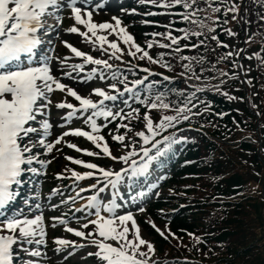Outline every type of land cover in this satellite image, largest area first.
<instances>
[{"label":"snow or ice","instance_id":"snow-or-ice-1","mask_svg":"<svg viewBox=\"0 0 264 264\" xmlns=\"http://www.w3.org/2000/svg\"><path fill=\"white\" fill-rule=\"evenodd\" d=\"M97 9L104 5L99 0H93ZM155 3L156 0H141V3ZM160 3L165 6H172L176 4H183L186 9H191L196 0H160ZM65 7L71 8L72 15L79 25H83L86 29L81 31L77 26H72L67 29L69 33H79L81 36L87 37L93 45L99 44L102 52L111 50V58L122 59L124 50L120 48L116 37L122 39L123 43L129 45L128 55L135 57L140 53V59H147L152 63H160V60L155 59L149 54L147 50L141 47L139 43L135 42L133 35L126 31V28L121 26V20L118 17H113L115 21L112 23H96L93 21V11L89 10L91 5L88 0H0V264H14V256L19 257L20 251L26 253L30 252L32 256L39 257L41 252L35 248L29 249L27 245L44 243L46 237V225L44 224V216L41 212L38 215L29 217L21 210H12L11 215H6L4 209L11 202H13L19 195V188L26 184L32 174H36L39 169L33 166L34 162L40 165L50 163L47 159H41V153H52L55 146L61 143V140L71 132L77 137H85L91 141L101 151H89L88 149L78 148L75 143L68 144L69 147L81 151L90 156L105 155L113 162H122L119 170L113 168H105L97 163L85 162L81 159H75L68 156L66 159L73 161L76 165H82L89 169V171L79 172L73 170L71 175L75 180H84L86 178L95 177V182L88 185V188L93 190V194L87 198L85 206L90 210L91 216L86 217L87 222L82 224L83 229H88L89 225H93L91 231L79 230L74 227H67L68 220L53 216L51 227L55 229L57 222L66 227V231L74 233L76 237L83 238L87 243L76 240H68L61 237H55L54 251H63L70 249L68 255H72L76 248H85L89 245L95 247L94 252L87 253V255L98 257L97 264H150L149 256L155 252L153 243L141 237L140 228L133 215V212L128 210L126 205L134 203V198L124 199L122 196L117 197V189L122 185L129 193L137 192L138 195L144 196L145 189L150 187L158 188V184L144 185L136 180L137 177L147 175L153 167V161H156L164 154V152L173 145L185 142L187 137L181 135L177 137L173 134L163 135L168 128H173L180 122H188L190 117L201 115L200 111H192L196 105L189 99L184 103H179V106H174L171 102H166L165 93L158 91L155 98H152L151 85H149V95L146 97L137 96L134 89L138 85H142V79H135L131 84H127V77L123 81H119L116 73H112V82L108 85L109 88L114 89L115 92L110 94L105 89L94 87L90 89L89 94H81L73 87H69L62 83L56 75L53 74L51 66L52 58L49 57L42 45L49 41L48 33L55 30V25L48 21L52 19L57 23L63 22L61 15ZM213 12H218L219 8L209 4ZM125 9L121 8V11ZM230 11L238 13L240 9L235 5L231 6ZM135 12L136 9H132ZM197 11L182 15V19L190 23H194L198 28H207L209 32H214L215 28L212 25H207L204 21L197 18L192 20V16L196 15ZM234 15L232 19H236ZM214 19H218L215 17ZM227 22V21H226ZM98 31H106L109 35L115 34L113 39L109 40L106 35L99 34ZM187 36L188 30H182ZM91 33V35H89ZM229 34L231 30H229ZM153 35H157L153 33ZM163 35V34H160ZM197 37L203 35L202 31H195L192 33ZM169 38H172V33H167ZM95 37L96 39H92ZM212 39L218 40V37L213 36ZM251 37H249V40ZM179 40V37L173 39V43ZM67 47L78 58H83L81 63H74L71 65L72 69L83 71L84 66L91 64V73L87 79L92 78V74L99 73L100 79H106L105 70L111 72L114 67L109 63L108 59L95 58L92 55L81 51L74 47L67 41H64ZM203 43V41H200ZM108 45V48H105ZM227 47V45H223ZM153 43L147 42V48H152ZM188 47V45H185ZM191 47H197L196 44ZM40 48L44 53L40 56L42 63L34 66V57L38 55L37 49ZM135 49L133 51L132 49ZM179 46L176 52H179ZM120 53L121 55H118ZM233 55V53H229ZM22 56L27 57V63H22ZM60 63L56 65V72L64 76H69L70 73L63 71L66 65L67 58L61 59ZM181 59H189L181 57ZM194 59V58H193ZM223 59V57L221 58ZM102 66V67H99ZM165 67H171L170 64L165 63ZM185 69L193 70L192 65H182ZM148 71L147 68L144 69ZM201 72L204 69L201 67ZM226 75V73H221ZM235 76V74H233ZM201 77L195 76L199 80ZM83 79V78H82ZM165 80H170V77H165ZM119 83H125L124 94L127 99L122 100V103L129 106V101L135 100L139 104H143L147 109H164L171 110L172 114H162L154 122L148 111L143 114L144 130L135 131L133 136L128 137L126 142V135L114 133L112 140L122 145L121 155H113L110 147L103 135H100V129L106 124H98L96 117H104L105 121L111 117L116 120L118 117L127 119L123 114V109L114 111L113 108L107 107L104 104L105 100L115 102L119 99L121 89L118 87ZM224 83L223 80L220 82ZM67 91L76 101L78 105L64 101L55 105L58 109H67L65 114L66 120H72L78 113L86 115L85 124L90 125L91 130H84L81 127L69 128L68 131L63 132L59 136H53V123L50 121L52 100L51 95L55 90ZM218 90V89H217ZM91 93H95L99 100H94ZM130 94V95H129ZM183 93L181 92V95ZM192 95L191 93L189 94ZM229 99H233L228 93H224ZM194 98V97H193ZM204 111H209L208 105L204 102H199ZM191 105V107L189 106ZM90 113V114H88ZM136 114V118H140V108L131 109L128 116ZM223 115V113H219ZM124 127L129 132L132 129L129 124L121 123L117 128ZM139 137V141L134 139ZM159 137V139H157ZM140 144V147H137ZM61 174L57 173L59 177ZM135 184V188L133 185ZM111 188V195L101 198L100 193L106 192ZM57 191V189H53ZM81 192L85 188L80 189ZM159 195L158 192L154 193ZM79 195V194H77ZM73 198L68 197L71 201ZM62 204L64 200L60 201ZM32 203L29 197H25L23 204L29 206ZM40 205L36 204V208L40 209ZM53 208L57 205L53 204ZM81 209L77 208L79 212ZM140 212L145 211L143 207H137ZM31 211V207H28ZM122 211L123 214H120ZM163 212V209H161ZM79 220V218L77 217ZM129 222L131 228L134 229L133 236L129 238ZM154 228L156 225L149 221ZM164 236V232L156 229ZM175 236V234H172ZM39 236L42 239H36ZM199 239V238H196ZM109 241H114L111 243ZM141 246H146L147 251L141 250ZM32 264H39L38 261H33Z\"/></svg>","mask_w":264,"mask_h":264},{"label":"rangeland","instance_id":"rangeland-1","mask_svg":"<svg viewBox=\"0 0 264 264\" xmlns=\"http://www.w3.org/2000/svg\"><path fill=\"white\" fill-rule=\"evenodd\" d=\"M203 1L207 6L211 4L215 7H218L219 11L212 12L210 14L208 12L201 16H197V18L204 21L207 25L214 26L215 31L211 33L205 27L208 31L207 33H210V37H218V34H220L221 32V34L228 40L227 47H224V44L218 43L215 39L214 42H210L208 39H206L208 43L202 45V47H206V49L202 50L204 52L199 53L196 50V52L193 54V56H195L196 58V61H198V63L204 69V76L199 80L192 78L193 81H184L191 83L195 86V88L208 87L213 92L217 91L219 93H228L233 97L232 100L237 106L241 105V102L237 99V93H239V91L241 90L244 94L248 95L250 99L248 100V102L250 101V103L254 107L257 106V108H260L261 106V108H264V102L261 103V99H259V96H257V92L260 95L262 93V90L264 93V89H262L259 84L252 82V80L249 79V74L252 73L253 59L254 61L257 60L259 63L263 60L259 48L255 43L249 40V37H251L254 33V31H251L250 29H248V27L249 25H251V12L256 8L255 3L257 2V0ZM80 2L82 3V0H80ZM99 2L104 6L100 9H97L96 4L93 2V0H88V3L91 5V8L89 10L93 11V21L96 23L107 22L114 24L115 21L113 20V17H118L122 22L121 26L125 27L126 31L133 36L134 32L139 29L138 27H142L143 25H145L143 24V19L147 17V13H149L150 10H153L151 8V5H155L156 7H159L160 10H162L161 13L158 14L160 23L175 21V19L171 17L173 16L175 7H172V5L165 9L162 7V4H160V0H156L155 3H141V0H136L135 2L134 0H99ZM233 5L240 9L238 13L229 10ZM121 8L125 10L121 11ZM132 9H136V11L132 12ZM61 15L63 16L62 23H57L56 21L49 19L48 22L55 25V30L48 33L50 42L44 43L42 45V48L46 51L47 55L52 58L51 66L53 68V74L56 75L62 83L66 84L69 87H73L81 94H89L90 89L94 87L103 88L105 89V91L112 94L115 92V90L109 88L108 85L112 82H117L112 80V73H116L119 81H123L128 71H133V68L138 66L139 68H143L139 72L143 74L140 79H142L144 83L142 85H138L136 89H134L137 96H140L141 91H145V89L149 87V85L147 84L153 78V76L162 78L164 82H167L169 87L177 88L175 86L176 83L179 82L177 79H164L168 76L164 75L163 71L161 70L162 63L159 65H155V63L151 62L144 64V59L141 60L139 58L141 55L140 53H137L135 57L129 56V45L124 44L122 39H120L119 37H116V40L120 48L124 50L122 59H109V57L111 56V50L102 52L100 50L99 44L93 45L91 41L87 39V37L81 36L79 33H69L67 31L69 27H72L74 25L79 27L82 32L86 30L83 25H79L75 21V18L72 15L71 8L65 7ZM234 15L237 17L236 19H232ZM215 17H218V19H214ZM158 27L159 36L157 37V39H160V41H162L163 38H165L162 50L167 46L168 39L170 41V45H174L171 40L173 41L175 37L169 38L167 36V33L171 31L170 28H164L160 26ZM229 30H231V33L233 34L230 35ZM207 33H205V36L207 35ZM99 34L106 35L109 40L113 39V37L115 36V34L109 35L106 31H98V35ZM89 35H91V33H89ZM92 39L94 40L96 38L93 37ZM145 39L148 40L147 38ZM64 41H67L74 47L78 48L81 51H85L95 58L108 59L109 63L114 67L112 68L111 72L105 70V76L107 78L100 79L99 73H96L92 74L91 79H87L91 73V68L94 67V65L91 64L85 65L83 71L75 70L74 72L71 65L74 63H81L83 58L76 57L75 54L72 53L71 50L67 47ZM135 42L140 44V42L136 38ZM108 47V45H105V48ZM152 49L155 48L152 47L149 49L146 47L145 50H147L150 55L155 57L152 54ZM243 49L245 50L243 51ZM132 50L135 51L134 48ZM157 53L155 58L159 60ZM229 53H233V55H229ZM43 54L44 53H42L40 50L39 55L36 56L38 62H36L34 65L42 63L40 56ZM118 55L121 54L118 53ZM55 57H59L61 59L67 58V62L63 68V71L70 73L69 76H64L61 73L56 72V65L60 63V60L55 59ZM222 57L223 59H221ZM244 59H246V61H244ZM203 62L205 63L202 64ZM239 63L241 64V67L239 66ZM123 67H126L127 69L120 70L123 69ZM145 68L148 69L147 72L144 71ZM156 69L157 71H159V73H154L156 72ZM120 71L123 72V75L121 76L117 74ZM222 72L226 73V75L222 76ZM233 74H235V76ZM207 77L209 78L205 79ZM135 79L137 78L127 77L126 83L130 85L131 82ZM221 80L224 81L223 84L220 83ZM118 87L121 89V92L118 94L120 98L115 102L108 100L104 104L110 108H113L114 104V111L123 109L124 116H127L131 109H133L131 108V106L135 103V100H131L128 102L130 107L123 104L122 100L127 99V96L124 94V88L126 87V84L118 82ZM170 93L171 95L177 94L178 91L173 89ZM91 97L94 100L100 99V97H98L95 93H91ZM170 97L172 98V96ZM51 100L52 107L50 121L53 123V136H59L63 132L68 131L69 128L81 127L86 131L91 130L90 125L84 123L87 114L80 115L78 113L72 118V120L69 121L65 119L67 109H58L55 107L56 104L64 101L73 103L75 105L79 104V102L76 101L75 98L72 97L66 90H55L51 95ZM257 103L259 104L257 105ZM197 105L198 104H196L197 109L196 107L195 109L196 111H200ZM137 107L144 108L143 110H140V112L143 114L145 113V111H148L146 106L143 104H139ZM150 111V116L153 118L154 122L160 115L172 113L171 110L164 109H150ZM263 116L264 109L262 117ZM129 117H136V114L133 113L132 116ZM95 119L98 124H106L105 127H102L100 129L99 134L105 137V140L107 141L113 155H121L123 154V152L121 150L122 145L112 140V134L117 132L119 134L127 133V142L128 137L133 136L135 131H146L144 122L139 126H132L129 121L123 122L125 121V119L122 120L121 117H118L116 120H112L111 117H109L108 121H105L104 117H96ZM122 122L124 124H129V127L132 129V131L129 132L128 129L122 126L117 128V125L121 124ZM254 128L255 127L252 125V130H254ZM173 135L177 137L183 135L187 137V139L191 138L192 135H198V137L205 135V138L207 139L206 142H209L212 149L216 150L215 148H213V146L218 144V148L220 147V151L225 154L229 153V156L232 160L229 159L227 161L228 168L225 169H236V171L240 172L242 177H244L247 183L244 185L245 190L242 194V198L240 197L238 199H234L231 197L229 199L223 200H230V204L240 203V207H242L240 210L242 211L241 219L231 220H235L236 222L241 221L242 227L238 230L237 238H234L231 244L222 246V250H214L211 253H207L205 257H203V259L198 258L190 248V245L196 238L194 234L187 232L186 237L181 240L179 238V235L172 231L166 221L157 219V217L155 219L152 212L150 210H146V202L155 196L154 193L159 191V189L161 188L160 184L167 177L168 172L167 170L155 172L154 170L150 169L151 171H149V173L147 174L148 177H151L148 185L158 184V188L149 186L145 189V195L140 196L137 194V192H127L122 185L117 189L116 193L117 197L122 196L124 199L134 198L135 200L134 203H129L126 205V207L128 210L133 212V215L140 228L141 237L153 243L155 247V252L148 257L150 260V264H160L163 261L164 256L169 255V252L172 253V255L178 256H187L188 254H190L196 264H222L221 261H226L224 259L225 257H229V260L232 264H238L236 262H239L242 259H246V261H248V263L246 264H249L250 262L253 264H264V177L260 168H258L256 163L253 162L254 155H256L258 151L245 149L243 147L244 144L250 143V145H252L251 148H253L255 146V143H259L258 140L257 142L254 141L253 132L241 128V131L235 132L225 142L223 141L221 143L215 138H210L207 134H205V132L198 130L197 128H193L192 126L184 128L183 130H178ZM134 139L136 138L134 137ZM70 143H75L77 147L81 149H88L89 151L95 152L101 151L91 141L87 140V138L77 137L69 132V134L65 136L63 140H61V143L55 146L52 153H41V159H47L50 161V163L41 165L39 171L36 174H32L31 179L28 181L29 184L27 186L24 185V190L21 192L22 195H20L21 193H19L17 199H15L13 203H10L4 209L6 215H11L12 211L9 210L18 207L17 204L21 203L22 205L19 204V210H21L25 215H28L29 217H33L34 215H38L42 212L44 216V224L46 225V237L43 238L44 243L26 246L29 249L35 248L39 250L41 252V255L39 257H35L32 256L30 252L26 253L21 250L20 256H15L14 264H32L33 261H38L39 264H97L98 262V257L87 255V253L94 252L96 250L95 247L91 245L85 248H76L75 252H73L72 255H68V251H70V249H66L63 251H54L56 247L54 240L55 237H61L68 240H76L78 243H87V241L83 240V238L76 237L74 233L67 232L66 227L64 225H61L59 222H57V227L53 229L51 227V218L53 216H57L67 219L69 222L67 227H74L86 232L91 231L94 227L93 225H89L88 229H83L81 226L82 224L87 222L86 217L94 218L93 216H91L90 210L82 206L86 205L87 198L93 194V190L88 188V185L95 182V177L86 178L79 181L75 180V177L71 175V172L73 170L84 172L89 171V169L82 165H76L73 161L66 159V157L71 156L75 159L84 160L86 163H97L98 165L105 168H113L115 170H119V168L122 166V162H113L109 157L103 154L98 156L87 155L84 152L77 151L76 149L69 147L68 144ZM178 144L179 145L177 148L180 151L182 149V143ZM140 146V144H137V147ZM95 149H97L98 151H96ZM214 153L219 154V151H216ZM152 163L154 164V161ZM57 173H60L61 175L58 177ZM58 181L63 182L61 183L63 187L61 186L60 188H54V186L60 185L57 183ZM192 183L193 185H198V187L195 188L196 190L190 188L189 190H193L190 195H186L187 190L177 191L178 196L171 200V204H168L167 206L162 208L163 212L171 210H173L171 212H177L180 209L186 208V210H188L192 207H195V205H191L192 207L190 205H180L181 203H185V200L190 201L191 204L195 203V199H193L192 197L194 195V192L200 189L201 183L196 180H193ZM82 187L85 188V191L83 192L80 191ZM53 189H57V191L54 192ZM165 190L170 191L171 189L167 188ZM25 192H27L26 194H31L32 196L30 197L26 195V197H29L32 201L29 206H25L23 204V193ZM111 192L112 190L111 188H109L106 192L100 193L99 195L101 196V198H104L111 195ZM68 197H72L73 199L69 201ZM61 200H64L65 202L62 204L60 202ZM142 200L143 202H141ZM36 204H39L41 206L40 209L36 208ZM53 204L57 205V207L53 208ZM138 206L143 207L145 211H138ZM28 207H31V211H28ZM77 208H80L81 210L77 212ZM234 209H238V207H229L230 211H233ZM120 214H123L122 211ZM77 217L79 218V220L77 219ZM149 221L156 223L161 228L160 231L164 232V237L167 236V238H163L165 240H161L158 237V234H156H160V232H158L157 230H155L156 233L153 232L151 223H149ZM129 228V238L131 239L134 232V229L131 228V222H129ZM173 233L175 234V236L172 235ZM36 239L39 240L42 238L37 236ZM109 242L115 243L114 241ZM244 246L251 247L254 252L250 251V253H246L245 250L240 248H244ZM173 247L176 248L177 252L173 250ZM179 249H182L181 252H179ZM141 250L147 251L146 246H141ZM230 251L234 254V257L232 258L230 256H226Z\"/></svg>","mask_w":264,"mask_h":264},{"label":"trees","instance_id":"trees-1","mask_svg":"<svg viewBox=\"0 0 264 264\" xmlns=\"http://www.w3.org/2000/svg\"><path fill=\"white\" fill-rule=\"evenodd\" d=\"M255 6V10L251 12V25H249L248 29L254 31L250 41L255 43L259 48L263 60L259 63L257 60L254 61L253 59L252 73L249 74V79L259 84L262 89H264V0H257ZM172 7H175L173 11L175 21L166 23H160L158 21L157 26L154 24H145L140 29L141 33L136 31V36L145 46H147L148 41L153 43L155 49L152 50L154 53L158 52L157 56L159 57L160 63H162L161 70H165L168 75L181 78L189 77L191 79L195 78V76L203 77L205 73L200 71L201 65L196 61L193 54L196 50L199 53L204 52L202 50L206 49V47H202V45L208 43L206 39L210 42H214V39L210 37L211 32L209 34L207 33L208 31L206 28L200 29L196 24L183 20L182 15L185 12L191 14V12L196 9H202V11H197L195 16H192V20H196L197 16H201L208 12L209 14L212 13V8L205 5L203 0H196V3L192 5L191 9L184 8L183 4H176ZM158 26L170 28L172 37H179L176 43H173L171 40L175 46L170 45L168 39L167 46L162 50L165 38H163L162 41L157 39L159 36ZM185 29H187L189 33L187 36H185V32L182 31ZM195 31H202L203 35L199 37L192 35ZM153 33L157 35H153ZM205 33H207L206 36L208 37L205 36ZM218 35V40L216 41L227 45L228 40L226 37L223 36L221 32ZM200 41H203V43H200ZM193 44H196L197 47H191ZM185 45H188V47H185ZM178 46L180 51L176 52ZM244 50L245 49H243V51ZM181 57H187L189 59H181ZM244 61H246V59H244ZM165 63L170 64L171 67H165ZM204 63L205 62L202 64ZM156 64L157 63H155V65ZM184 64L192 65L194 71L182 67ZM239 66L241 67L240 63ZM139 74V72L135 71L134 73L128 74V76L137 78ZM208 78L209 77L205 79ZM178 81L179 82L175 85L177 88H173L169 87L167 82H164L162 78L153 76L147 85H151L153 99L158 91L164 92L165 101L171 102L176 107L179 106V103H184L191 99L193 104H198L197 106L200 109L201 115L190 117L188 122H180L175 127L168 128L162 134H167L186 125H191L193 128L205 132L210 138H215L221 143L223 141L225 142L235 132L241 131V128L250 130L253 132L254 141L257 142L258 140L259 143H255L253 148H251L252 145H250V143L244 144L243 147L245 149L258 151V153L254 155L253 162L260 168L264 177V116L262 117L264 108H261V106L260 108H257V106L254 107L250 101L248 102V100H250L248 95L244 94L241 90L237 93V99L241 102V105L237 106L233 100L226 97L224 93H219L217 91L213 92L208 87L195 88L194 85L184 80ZM173 89L178 91V93L171 95L170 92ZM148 90L149 87L145 89L143 97L149 95ZM181 92L183 93L182 95ZM190 93L192 94L191 96L189 95ZM170 96H172V98ZM257 96L261 99V103L264 102L263 90L260 95L257 92ZM198 101L206 103L209 111H204V108L201 107ZM258 104L259 103H257V105ZM138 105L139 103L135 102L133 108H136ZM189 106L191 107V105ZM143 109L144 108H140V110ZM196 109L192 108V111L195 112ZM219 113H223V115H219ZM126 117L127 119L123 122L129 121L132 126H139L144 122L143 113L141 112L139 119L136 117H129L128 115ZM252 125L255 127L254 130H252ZM135 138L138 141L140 139L139 137ZM206 140L205 135L201 137L195 135L190 142H184L185 147L178 155H176L177 149L175 144L167 149L157 160L158 164L162 167L167 165L165 163L166 161L168 163L170 161L173 166L172 174L166 182V189L169 188L171 190H164L149 207L153 217L155 219L157 217V219L169 223L170 228L179 235L181 240L186 237L187 232L199 238L193 240L190 248L197 257L201 259H203L207 253H211L214 250H222V246L231 244L234 238H237L238 230L242 227V223L241 221L236 222L231 219H241L242 211L240 210L242 207H240V203L230 204V200L223 199H229L231 197L234 199L242 198V194L245 190L244 185L247 183L236 169H225L228 168L227 161L229 159L232 160L229 153L225 154L220 151L218 144L213 146L216 150L212 149L209 142H206ZM216 151H219V154L214 153ZM193 180L201 183L200 189L195 191L192 197L195 199V203L191 204L190 201L185 200V203H181L180 205H195V207L191 206L192 208L188 210H186V208L180 209L177 212L160 211V209L171 204V200L178 196L177 191L187 190L186 195H190L193 192V190H189L190 188L196 190L195 188H197L198 185H193ZM233 206L238 207V209L230 211L229 207ZM152 230L155 232L154 229ZM159 238L165 240L163 237ZM240 248L245 250L246 253H250V251L254 252L251 247L244 246V248ZM173 250L176 251V248L173 247ZM181 250L182 249H179V252H181ZM226 256L232 258L234 254L230 251ZM164 259L167 260V264H196L190 254L187 256H178L172 255V253L169 252V255L164 256ZM224 259L227 264H232L229 257H225ZM225 262L221 261L222 264H226ZM236 263L246 264L248 261L242 259ZM249 264L253 263L250 262Z\"/></svg>","mask_w":264,"mask_h":264}]
</instances>
